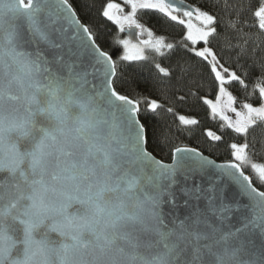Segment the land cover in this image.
Listing matches in <instances>:
<instances>
[{"label":"snow or ice","instance_id":"6c2138e0","mask_svg":"<svg viewBox=\"0 0 264 264\" xmlns=\"http://www.w3.org/2000/svg\"><path fill=\"white\" fill-rule=\"evenodd\" d=\"M90 8L0 0V264H264V0ZM98 21L127 34L105 48ZM133 62L155 98L120 90ZM193 99L227 159L175 145L170 126L149 136L142 100L175 113Z\"/></svg>","mask_w":264,"mask_h":264},{"label":"trees","instance_id":"16d2710c","mask_svg":"<svg viewBox=\"0 0 264 264\" xmlns=\"http://www.w3.org/2000/svg\"><path fill=\"white\" fill-rule=\"evenodd\" d=\"M191 4H200L202 0H186ZM93 0H83L84 12L90 16H95V10L90 8ZM142 21L149 27H152L157 35L165 34L168 42L178 41L181 35V28L179 26L169 27L163 23L155 14L147 13L142 17ZM101 40L104 42L105 48L110 45L115 47L113 43L114 36H123L124 33H118L111 24H106L104 21H98ZM256 56L264 54L259 49L256 51ZM235 58V52L231 53ZM157 61L165 64V61L157 57ZM243 63V60L241 61ZM206 75V74H205ZM153 70L149 63L137 64L133 62L130 67H126L121 74V81L119 87L122 92L129 94L132 98H139L146 96L155 98L157 93L153 88ZM211 95L209 89L205 87L202 94ZM142 119L146 123L149 136H159V133L166 126H170L174 135L173 143L177 146H199L202 150H206L205 154L221 161L228 158V152L224 144H216L210 142V139L205 135V129L216 130L219 121L213 120L208 114L207 106L195 99L190 100L189 103L176 106L175 113H168L158 110L156 112L147 111L146 102L141 101ZM186 115L189 118L198 120L197 125L184 126L180 124L179 116ZM179 129V130H177ZM168 148L162 146L157 150V155H166Z\"/></svg>","mask_w":264,"mask_h":264},{"label":"rangeland","instance_id":"374dc122","mask_svg":"<svg viewBox=\"0 0 264 264\" xmlns=\"http://www.w3.org/2000/svg\"><path fill=\"white\" fill-rule=\"evenodd\" d=\"M117 2H119V0H117ZM142 22H143V21H142ZM146 26H148V25L146 24ZM153 31H154V30H153ZM154 32H155V31H154ZM124 34H125V33H124ZM143 38H145V39H146V38H147V36H145V37H143Z\"/></svg>","mask_w":264,"mask_h":264},{"label":"water","instance_id":"95a60500","mask_svg":"<svg viewBox=\"0 0 264 264\" xmlns=\"http://www.w3.org/2000/svg\"><path fill=\"white\" fill-rule=\"evenodd\" d=\"M187 3H188V2H187ZM126 34H127V33H125V35H126ZM210 158L214 159V158H213V157H211V156H210ZM217 162H220V161H218V160H217Z\"/></svg>","mask_w":264,"mask_h":264}]
</instances>
